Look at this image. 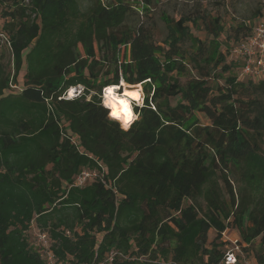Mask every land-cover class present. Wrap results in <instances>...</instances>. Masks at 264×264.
<instances>
[{
  "label": "trees",
  "instance_id": "16d2710c",
  "mask_svg": "<svg viewBox=\"0 0 264 264\" xmlns=\"http://www.w3.org/2000/svg\"><path fill=\"white\" fill-rule=\"evenodd\" d=\"M157 2L140 0L146 14ZM131 9L0 0V264H47L38 231L68 264H220L229 228L264 264V78L242 77L232 52L264 0L225 44L218 14L165 15L158 42ZM122 81L144 92L128 130L100 101ZM85 170L96 178L76 185Z\"/></svg>",
  "mask_w": 264,
  "mask_h": 264
},
{
  "label": "rangeland",
  "instance_id": "374dc122",
  "mask_svg": "<svg viewBox=\"0 0 264 264\" xmlns=\"http://www.w3.org/2000/svg\"><path fill=\"white\" fill-rule=\"evenodd\" d=\"M104 1L106 3H116L120 0ZM123 1L129 3L132 8L127 22L132 26H136L142 22L146 24L150 23V25L153 24L158 42H162L167 34V27L164 21L165 15L178 19L181 16L191 14L192 12H211L215 15L218 14L221 16L224 24V32L220 38L224 40L225 44L226 36L233 35L238 24L242 22L249 24L252 22L256 17L255 14H259L263 7V0H158L157 4L149 9L148 14H146V9L148 8H145V6L140 3V0ZM1 22H3V19L0 17V24ZM187 24L189 25L191 32L202 40L207 37L206 31L203 28L194 26L191 22H188ZM222 49L225 50V45H223ZM0 60L5 63L8 61V55L2 46H0ZM232 73L235 75L239 74L238 70H235ZM24 74L25 68L20 72L17 84L12 87L13 91L19 92V88L23 87ZM189 77L190 75L181 77V82L185 83ZM220 81L223 82V79ZM197 117L200 122L204 124L210 123L209 119L203 113L197 112ZM222 238L224 240H227L226 238L235 240L236 238H240V234L236 229L229 228L225 235H222ZM251 249H253L255 253L260 249L259 238L254 240Z\"/></svg>",
  "mask_w": 264,
  "mask_h": 264
},
{
  "label": "built area",
  "instance_id": "2783aa9c",
  "mask_svg": "<svg viewBox=\"0 0 264 264\" xmlns=\"http://www.w3.org/2000/svg\"><path fill=\"white\" fill-rule=\"evenodd\" d=\"M0 38H5L3 32H0ZM232 52L242 61L240 72L242 77L264 78V15L258 19L252 34L240 40L233 47ZM71 90H69L68 94ZM96 176L95 171L85 170L77 176L75 184L83 186L95 179ZM225 233L226 231L223 232V235ZM226 239V251L220 264H263L255 258L248 256L237 238L235 240ZM36 240L43 247V254L47 264H68L58 260L56 254L51 249V240L48 233L38 231ZM111 258L112 254L108 258L92 264H107Z\"/></svg>",
  "mask_w": 264,
  "mask_h": 264
},
{
  "label": "clouds",
  "instance_id": "9594fccd",
  "mask_svg": "<svg viewBox=\"0 0 264 264\" xmlns=\"http://www.w3.org/2000/svg\"><path fill=\"white\" fill-rule=\"evenodd\" d=\"M102 107L108 110V119L128 130L140 117L137 109L144 106V92L140 85L105 86L100 94Z\"/></svg>",
  "mask_w": 264,
  "mask_h": 264
},
{
  "label": "bare ground",
  "instance_id": "6f19581e",
  "mask_svg": "<svg viewBox=\"0 0 264 264\" xmlns=\"http://www.w3.org/2000/svg\"><path fill=\"white\" fill-rule=\"evenodd\" d=\"M122 82L125 83V84H127V83L124 82V81H122ZM120 84H121V83H120ZM120 84H118V85H113V86H119ZM127 85H130V84H127ZM138 85H140V86L142 87L141 84H138ZM75 92H76V90H75V88H73V89L70 91V93L68 94L69 97H72V96L74 95Z\"/></svg>",
  "mask_w": 264,
  "mask_h": 264
}]
</instances>
